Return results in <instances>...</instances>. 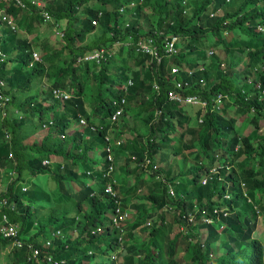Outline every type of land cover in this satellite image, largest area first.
I'll return each mask as SVG.
<instances>
[{
	"label": "trees",
	"instance_id": "obj_1",
	"mask_svg": "<svg viewBox=\"0 0 264 264\" xmlns=\"http://www.w3.org/2000/svg\"><path fill=\"white\" fill-rule=\"evenodd\" d=\"M258 24L264 0H0V228L18 227L0 231V264H260V249L214 260V226L207 247L168 238L184 221L178 208H211L219 183L264 201ZM101 49L106 61L78 60ZM171 89L222 96L194 124ZM241 115L254 125L244 135ZM218 149L222 161L197 171ZM95 153L118 167L104 176ZM232 227L239 248L249 235L240 217Z\"/></svg>",
	"mask_w": 264,
	"mask_h": 264
},
{
	"label": "clouds",
	"instance_id": "obj_2",
	"mask_svg": "<svg viewBox=\"0 0 264 264\" xmlns=\"http://www.w3.org/2000/svg\"><path fill=\"white\" fill-rule=\"evenodd\" d=\"M7 23H10V21ZM244 24H249L245 22ZM256 31L264 32V24L256 25ZM214 52V51H213ZM213 52L208 53L211 55ZM215 54V52H214ZM33 60L38 61L39 55L34 52L32 54ZM109 57V52L107 50L101 49L95 53L87 54L83 58H79V61L86 62H95L100 63L106 61ZM201 81V80H200ZM4 84V81H3ZM3 84H0V90ZM54 93L56 96L61 98H66L70 96V93L66 90L55 88ZM221 93H218L214 98L211 99V104H209L207 99H203L200 94L193 93L189 95H182L180 92L173 89L168 91V98L175 99L178 101V104L183 108L184 105H189L192 109L190 111L184 112L189 116V123L196 124L197 122L202 121V118L205 116V113L212 111L211 107L214 106L218 108V103L221 101ZM4 100L0 101V104H3ZM222 104V103H221ZM184 109V108H183ZM222 110V108H221ZM240 119H237V124L235 125V132L238 135H244L248 131H251L254 128V125L248 120L243 118V115L240 116ZM173 120L175 118L172 117ZM79 121L84 123L85 121L80 118ZM242 121H246L251 124V129H248L246 132L238 131V124ZM239 122V123H238ZM35 134L33 136L34 140ZM228 139V138H227ZM81 145H77L74 151L76 155L79 153ZM222 150H215L213 154V160L205 159L204 157H199L198 160V169L197 171L207 172L208 169L213 167L217 162L222 161ZM73 158V157H71ZM93 159L97 161L94 169L98 172H103L104 176L111 174L115 168L118 166L115 164L113 159L106 155L105 157L95 153ZM137 160V159H136ZM54 160H45L46 164L53 162ZM107 164V169L104 170V163ZM80 173V169H77ZM90 174V172H87ZM7 176L4 172H1L0 181L4 183V177ZM12 175L9 173L8 182L11 180ZM94 180L89 181L88 184L93 183ZM204 182V181H203ZM220 188L211 198V208H209L207 200H203L202 206L198 202H194V208L190 211H186L182 206L177 210V215L183 217V223L180 225H174L173 231L169 232L168 238L173 239L178 236L179 232H183L186 235L187 243L190 246H193L200 242L202 246L207 247L208 241L210 239V226H214L216 229V234L219 235L221 239L215 241L209 250L210 256L214 260L227 262L233 259L232 256L240 255L242 257L252 256L258 249L261 251L260 264H264V246L261 240H264V201L260 200L256 195L253 198L243 183L240 186L234 185L232 182H222L219 183ZM7 203L5 198L0 199V204L5 206ZM173 212H176L172 210ZM167 219L170 218L171 213H166ZM235 217H240L241 222L244 224V232L249 235V239L244 242L239 248L235 247V241L238 239V234L235 229L232 227V221ZM261 217L263 218L260 221ZM201 221V226H199L196 220ZM149 224V222H146ZM157 226L160 223H156ZM199 226V227H198ZM15 228L18 231V227L14 225H9L7 227L0 228V231L5 232L6 237H16L7 235L9 228ZM17 234V232H16ZM227 235V236H225ZM200 237V241H199ZM251 241H256L257 246L254 247Z\"/></svg>",
	"mask_w": 264,
	"mask_h": 264
},
{
	"label": "rangeland",
	"instance_id": "obj_3",
	"mask_svg": "<svg viewBox=\"0 0 264 264\" xmlns=\"http://www.w3.org/2000/svg\"><path fill=\"white\" fill-rule=\"evenodd\" d=\"M47 31H49V30H45L44 31V33L45 32H47ZM97 33H98V31H97ZM118 46H119V44H117ZM127 47V46H126ZM214 52H215V55H217V56H219L220 58H224V54H223V52L221 51V49H214L213 50ZM37 53H38V51H37ZM48 84V82L47 81H45V85H47ZM232 106V108L230 107V109L228 110V113L229 114H233L234 112H233V108H234V106L233 105H231ZM183 108L184 109H186L187 111H190L192 108L189 106V105H184L183 106ZM135 113H137V111L136 112H134V114ZM129 116V118L130 119H132L133 118V116H131V115H128ZM238 119H242V118H238ZM240 122V121H239ZM238 122V123H239ZM259 124L260 125H263L264 124V118H261L260 119V121H259ZM251 124L250 123H247L246 121H242V122H240L239 124H238V126H237V128H238V131L239 132H246L248 129H251ZM33 136H34V134H31V135H29L28 136V138L25 140L26 142H31L32 141V139H33ZM0 187L1 188H4V184H3V182H1L0 181ZM146 186H144V188H145ZM145 190V189H144ZM263 220V218L261 217V219H260V221H262ZM262 241V243H263V246H264V240H261Z\"/></svg>",
	"mask_w": 264,
	"mask_h": 264
},
{
	"label": "built area",
	"instance_id": "obj_4",
	"mask_svg": "<svg viewBox=\"0 0 264 264\" xmlns=\"http://www.w3.org/2000/svg\"><path fill=\"white\" fill-rule=\"evenodd\" d=\"M8 22H9V20H8ZM0 84H3V81L0 79ZM16 229L15 228H12V227H10L9 228V231L7 232V235H10V236H16Z\"/></svg>",
	"mask_w": 264,
	"mask_h": 264
}]
</instances>
